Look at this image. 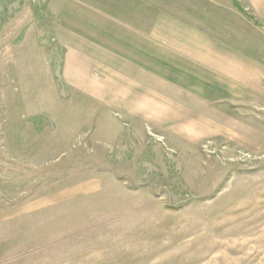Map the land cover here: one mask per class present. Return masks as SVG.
Wrapping results in <instances>:
<instances>
[{
	"label": "rangeland",
	"instance_id": "obj_1",
	"mask_svg": "<svg viewBox=\"0 0 264 264\" xmlns=\"http://www.w3.org/2000/svg\"><path fill=\"white\" fill-rule=\"evenodd\" d=\"M57 2L0 0V264H264V94L130 126L64 78Z\"/></svg>",
	"mask_w": 264,
	"mask_h": 264
},
{
	"label": "crops",
	"instance_id": "obj_2",
	"mask_svg": "<svg viewBox=\"0 0 264 264\" xmlns=\"http://www.w3.org/2000/svg\"><path fill=\"white\" fill-rule=\"evenodd\" d=\"M238 2L248 15L232 0H58L64 78L130 126L197 140L191 127L264 94V0Z\"/></svg>",
	"mask_w": 264,
	"mask_h": 264
},
{
	"label": "trees",
	"instance_id": "obj_3",
	"mask_svg": "<svg viewBox=\"0 0 264 264\" xmlns=\"http://www.w3.org/2000/svg\"><path fill=\"white\" fill-rule=\"evenodd\" d=\"M233 2H234V4H235V6L237 7V8H239L243 13H245V14H247L248 15V13L244 10V8L240 5V3L238 2V0H232Z\"/></svg>",
	"mask_w": 264,
	"mask_h": 264
}]
</instances>
